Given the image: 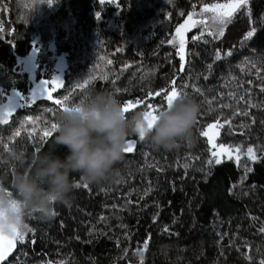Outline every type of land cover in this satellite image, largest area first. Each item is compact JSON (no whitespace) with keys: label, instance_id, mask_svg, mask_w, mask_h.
<instances>
[{"label":"trees","instance_id":"obj_1","mask_svg":"<svg viewBox=\"0 0 264 264\" xmlns=\"http://www.w3.org/2000/svg\"><path fill=\"white\" fill-rule=\"evenodd\" d=\"M230 2L0 0V96L20 94L7 123L0 122V184L12 195L14 174L26 170L33 154L52 151L63 158L66 152L54 144L55 132L43 136L62 111L56 100L69 97L66 106L108 91L130 116L147 111L148 103L166 107L163 96L148 93L176 87L200 104L191 138L176 149H157L132 134L127 139L135 140L134 151L115 165L114 180L89 184L72 173L80 187L71 203L56 205L50 221L26 211L25 239L0 264L264 262V0H248L224 25L200 12L204 4ZM188 12L207 22L185 33L181 71L179 45L167 41ZM32 51L33 78L19 67ZM53 76L62 84L50 83L51 100L42 96L20 107L33 80ZM206 130L219 133L215 147L201 135ZM248 147L256 161L248 158ZM10 151L22 153L23 163Z\"/></svg>","mask_w":264,"mask_h":264},{"label":"clouds","instance_id":"obj_2","mask_svg":"<svg viewBox=\"0 0 264 264\" xmlns=\"http://www.w3.org/2000/svg\"><path fill=\"white\" fill-rule=\"evenodd\" d=\"M146 110L127 115L121 102L108 91H92L79 103L68 104L58 114L54 144L66 152L61 158L49 151L33 154L24 171L11 181L15 195L0 184V234L23 230L24 214L34 212L41 220L54 218L56 205H69L78 173L83 182L102 184L118 176L115 165L125 158L128 137L140 135L157 149L172 151L181 140L191 138L200 112L192 96L180 92L171 106L155 113L149 128ZM9 156L23 163L22 153ZM5 158L0 155V161Z\"/></svg>","mask_w":264,"mask_h":264},{"label":"snow or ice","instance_id":"obj_3","mask_svg":"<svg viewBox=\"0 0 264 264\" xmlns=\"http://www.w3.org/2000/svg\"><path fill=\"white\" fill-rule=\"evenodd\" d=\"M47 2L49 4L52 3V0H47ZM105 2L107 3H112L113 0H100L101 4H104ZM248 0H232V2L227 3V4H204L203 7L200 9L201 13H212V20L215 22H218L220 25H224L226 24L231 17L233 16L234 13H236L239 9H241L242 7H244L247 4ZM195 7V6H193ZM97 15L99 16V13H97ZM196 15V13L194 12H188L187 14V19L184 21L183 24H181L179 27L176 28V34L175 36L168 40L167 43L169 44H178L179 47L177 49V55H179L180 57V61H181V68L180 70L183 71L184 70V60H185V52H184V46L186 43V39H185V33L189 32L191 28H195L198 24L199 25H204L206 24V20L205 19H200V20H195L193 17ZM255 31V29H253V31H250L247 33V36L245 37V39H247L248 37H251L253 35V32ZM220 34L223 35V28H221L220 30ZM203 35V33H201V36ZM194 41L197 39H200V37H193L192 38ZM217 58L219 59V53H217ZM109 64L112 63L111 60L108 61ZM106 78V77H105ZM42 87L44 89L43 91V95L47 96V99L51 100L52 99V95H51V91H55V88H53L51 91H49L48 89V85L51 83L53 85H56L57 83H61L62 81L59 80L58 77L53 76L52 80H43L42 82ZM87 83V82H86ZM173 84H175V81L172 82ZM261 91H264V88L261 89ZM180 93V91H178V89L176 87H172L171 91L165 92L164 90L161 91H157L155 93H148V96H152L155 95L156 97H160L163 96L164 100L166 101L168 106H171L174 98L176 97V95H178ZM16 95H20L19 93H16ZM69 99V97L65 96L64 100H56L55 103L57 105H60L62 109H64V102H66ZM21 100L25 101L24 104L20 105L21 108H24L26 106L27 103L33 102L34 98L29 97L27 98V100L21 96ZM136 105H140L144 103V100H137ZM123 110L127 113L129 112V108L126 105H123ZM147 111L145 112V118L146 120H148V126L149 128L152 126L154 120H155V113L157 111H159V108L154 107L152 103H148L147 104ZM13 109H9L6 112V115H10L11 111ZM247 113H245L246 115ZM29 119H31L29 117ZM3 123H7L6 120L2 121ZM225 123H228L227 121ZM214 124H209L207 125L208 129H213L214 128ZM57 127L56 123H53L51 125V131L45 129L43 132V136L44 137H49L53 134V132H55ZM222 127V125H221ZM16 135H19V132L16 133ZM201 135L205 136L208 138V143L210 145H213V147H215V143H214V137L218 136L219 133L218 132H213L210 134L209 131H203L201 133ZM139 139L143 140V132L140 133L139 135ZM128 143V147H126L124 149L125 153H129L134 151V145H135V140L134 139H130L127 141ZM6 150H7V146ZM220 148H224V145H220ZM37 151H39V149H37ZM227 159L231 160L233 157L231 155V153H225ZM247 155L248 158L252 161H256L257 160V156L254 154V150L252 147H248L247 149ZM212 156L213 157H217V153L216 152H212ZM237 161H239V156H236ZM209 163H212L211 160H209ZM222 163V160L220 158H216L215 159V164H220ZM185 167H187V165H185ZM252 171L251 168H247L246 172H250ZM77 187H80V184L77 183L76 184ZM85 187H87V185H84ZM10 195H12L11 193H9ZM27 229V226L24 225L23 226V230H15L14 234L12 235H5V234H0V261H5L7 256L9 255V253L12 251V249L15 246V242L16 241H20L21 243L24 241L25 236H24V230ZM262 232H264V228L261 229ZM145 247H147V241H145ZM141 264H143V261H141ZM262 264H264V262H262Z\"/></svg>","mask_w":264,"mask_h":264},{"label":"rangeland","instance_id":"obj_4","mask_svg":"<svg viewBox=\"0 0 264 264\" xmlns=\"http://www.w3.org/2000/svg\"><path fill=\"white\" fill-rule=\"evenodd\" d=\"M194 19L200 20L199 17L194 18ZM30 54L31 55L28 56L29 58L27 57L23 60V62L19 63V67L21 70L34 67L33 58L35 57L36 51H32ZM57 58L59 59L60 57H57ZM28 70H30V71H28L29 76L33 78L34 75L32 74V69H28ZM42 81L43 80H37V81L33 80L32 81V84H31V87H30V90L28 93V98L32 97L35 100L39 97L46 96V95H43L44 89L42 87V83H41ZM52 87L53 86L51 84L48 85L49 91H50V89H52ZM18 99H19L18 95H16L15 91H9L8 93L2 94L0 96V122L1 123H3L2 121H4V120H6V121L8 120L10 115H6V112L9 109H13L11 111V113H12L18 107Z\"/></svg>","mask_w":264,"mask_h":264},{"label":"water","instance_id":"obj_5","mask_svg":"<svg viewBox=\"0 0 264 264\" xmlns=\"http://www.w3.org/2000/svg\"><path fill=\"white\" fill-rule=\"evenodd\" d=\"M58 61H59V63H58V67L57 68H63V65L62 64H60L61 63V58H59L58 59ZM128 140H130V139H128ZM135 144H136V142H135ZM134 147H135V145H134ZM130 153V152H129ZM129 153H125V154H129Z\"/></svg>","mask_w":264,"mask_h":264}]
</instances>
